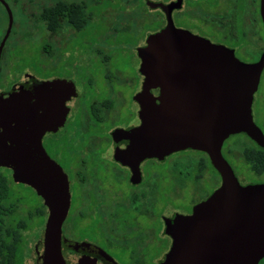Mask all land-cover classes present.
Returning <instances> with one entry per match:
<instances>
[{
  "label": "flooded vegetation",
  "instance_id": "1",
  "mask_svg": "<svg viewBox=\"0 0 264 264\" xmlns=\"http://www.w3.org/2000/svg\"><path fill=\"white\" fill-rule=\"evenodd\" d=\"M124 1L0 0V97L47 82L56 110L67 108L63 123L40 138L68 180L69 207L61 226L65 264H163L174 218L189 215L221 183L202 150L160 157L132 147L142 123L135 99L144 83L138 48L166 26L160 5H171L176 28L233 50L241 61L255 62L264 50L260 0H144L155 13V28L134 40L133 61L116 47L120 32L109 13L113 5L122 10ZM260 86L261 76L251 113ZM66 88L74 91L67 99ZM149 90L159 95L158 87ZM83 95L85 109L78 100ZM252 119L264 136V126L254 114ZM258 147L245 132L221 144L241 184L264 182L263 164L256 168L257 156H263ZM213 170L219 179L210 188ZM3 173L12 179V171L0 166V264H40L48 209L23 183L38 197L37 205L20 210L23 198L10 183L2 198ZM34 218L42 223L33 225Z\"/></svg>",
  "mask_w": 264,
  "mask_h": 264
},
{
  "label": "water",
  "instance_id": "2",
  "mask_svg": "<svg viewBox=\"0 0 264 264\" xmlns=\"http://www.w3.org/2000/svg\"><path fill=\"white\" fill-rule=\"evenodd\" d=\"M160 6L166 26L138 48L144 83L135 99L142 123L132 147L160 157L186 148L202 150L221 177L189 215L174 218L163 264H258L264 257V182L241 184L221 144L230 134L245 132L264 147L251 113L264 50L255 62L241 61L233 50L176 28L171 5ZM260 13L264 23V0ZM48 87L43 82L0 97V166L11 169L15 182L31 186L48 209L40 264H65L61 226L69 207L68 180L40 138L63 123L67 108L56 110ZM152 87L159 88L158 96L150 93ZM66 89L65 99L74 94Z\"/></svg>",
  "mask_w": 264,
  "mask_h": 264
},
{
  "label": "rangeland",
  "instance_id": "3",
  "mask_svg": "<svg viewBox=\"0 0 264 264\" xmlns=\"http://www.w3.org/2000/svg\"><path fill=\"white\" fill-rule=\"evenodd\" d=\"M154 1H168V0H154ZM121 7H123L122 10L117 11L118 9L116 6L113 5L114 10H110L109 13H112L111 19L113 18V22L118 28H119V35L116 38V47L118 50H120L123 53V56L133 58V61L137 60L135 56V39L137 37L142 36L146 31H152L155 28V25L151 19L154 18V12L150 11L144 0H126L121 3ZM114 12L116 14H114ZM118 12V13H117ZM114 14V15H113ZM100 19H102L101 16H99ZM100 22V20H99ZM108 22V20H107ZM113 35L116 34L114 31H112ZM140 37L139 39H141ZM138 40V39H137ZM28 51L30 49H27ZM122 56V55H121ZM82 89V88H81ZM256 97V103L252 108V114H254L255 118L258 120L260 125L264 126V69L262 71L261 75V86L258 91V93L255 94ZM82 109H85V103H84V95L83 97H80ZM233 165V163L231 162ZM237 170V169H236ZM166 173V171H164ZM212 174L210 176V183L207 185L211 188L214 187L216 182H218V174L216 171H212ZM10 188L12 191H14L17 196H22L24 203L20 202V204H23V207H21L20 210L24 211L27 206L30 205H37L38 197L32 189H29L28 187H24L21 185V183L14 182L12 179H10ZM199 184V183H196ZM206 185V186H207ZM197 186V185H196ZM198 193H196L197 196ZM36 202V203H35ZM31 222V221H30ZM42 223L40 219L34 218L32 220L33 225H37Z\"/></svg>",
  "mask_w": 264,
  "mask_h": 264
},
{
  "label": "trees",
  "instance_id": "4",
  "mask_svg": "<svg viewBox=\"0 0 264 264\" xmlns=\"http://www.w3.org/2000/svg\"><path fill=\"white\" fill-rule=\"evenodd\" d=\"M258 149H259V151L261 152V154L263 155V156H257V159H256V168H257V171H260V169H261V164H263L262 166H263V168H264V148H261V147H258ZM259 153V152H258ZM261 157H263L262 158V160L261 161H259V159L261 158ZM262 168V169H263ZM11 182V180H10V177L8 176H6L4 173H3V175H2V179H1V183H2V187H1V190H2V198H4V196H5V192H6V185L8 184V183H10ZM8 209V211H10V208H7ZM18 263H20V261H19V259H18Z\"/></svg>",
  "mask_w": 264,
  "mask_h": 264
}]
</instances>
